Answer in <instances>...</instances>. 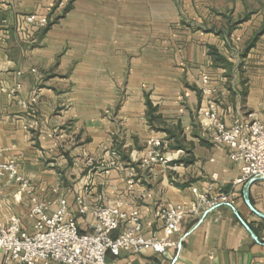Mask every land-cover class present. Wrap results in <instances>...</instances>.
I'll return each mask as SVG.
<instances>
[{"label":"crops","instance_id":"obj_1","mask_svg":"<svg viewBox=\"0 0 264 264\" xmlns=\"http://www.w3.org/2000/svg\"><path fill=\"white\" fill-rule=\"evenodd\" d=\"M54 1L0 0V165L13 161L31 192L1 178L0 223L18 217L31 232V197L49 213L64 200L78 231L89 234L94 208L120 204L125 213L138 212L144 238L161 239L156 212L181 206L186 215L164 253L122 252L117 264H264V222L244 203L246 196L264 214V183H234L239 165L203 130L200 90L206 75L227 125L264 124V33L243 54L264 16L225 37L223 23L214 31L199 25L207 16L188 0L186 19L195 27L179 26L169 0H71L44 30L26 25V15L43 18ZM209 47L233 67L215 66ZM147 102L156 110L151 122ZM31 106L36 123L25 129ZM151 138L167 143L179 160L140 167L136 160ZM112 150L120 170L105 173ZM79 197L86 203L83 216Z\"/></svg>","mask_w":264,"mask_h":264},{"label":"built area","instance_id":"obj_2","mask_svg":"<svg viewBox=\"0 0 264 264\" xmlns=\"http://www.w3.org/2000/svg\"><path fill=\"white\" fill-rule=\"evenodd\" d=\"M70 1L56 0L49 3L44 7L45 17L39 19L34 15H26L24 22L35 31H42L48 26L54 12L64 9ZM208 81L206 75H200V90L204 95L201 115L208 140L216 146L225 147L228 158L239 165L240 177L235 184L248 183L253 179L264 183V124L252 119L237 120L227 125L220 114L217 93L207 86ZM19 87L17 84L15 90ZM35 101L33 97L31 103ZM28 111L30 120L25 129L32 128L36 123L35 107H29ZM178 160L179 153L170 150L167 143L151 138L146 142L145 152L136 162L140 167L148 169L155 165L167 166ZM108 170H120L116 150L110 152L105 173ZM4 177L19 185L20 191L31 194L29 182L18 174L13 161L0 165V179ZM30 201L29 214L34 220L31 232L21 228L18 217H11L7 224L0 223L1 264H117L115 259L122 252L150 249L162 254L171 245L169 237L177 231L186 215L181 206L156 212L155 216L163 223L164 236L161 239L144 238L137 211L125 213L120 209V204L115 207L98 206L91 212L94 218L91 233L81 234L64 200L58 203L53 213H49L46 206L36 198L31 197ZM76 204L78 214L85 215V200L79 197ZM108 257L114 260L109 261Z\"/></svg>","mask_w":264,"mask_h":264},{"label":"rangeland","instance_id":"obj_3","mask_svg":"<svg viewBox=\"0 0 264 264\" xmlns=\"http://www.w3.org/2000/svg\"><path fill=\"white\" fill-rule=\"evenodd\" d=\"M177 6L179 17L181 22L179 26L191 25L193 27L196 24L187 21V12L184 7L185 0H169ZM187 5V4H186ZM188 6H190L195 13H200L203 16H207L208 22H203L199 25L203 28H214L217 23H223L225 25H234V23L240 22L245 18L258 19L264 16V0H188ZM184 21V22H183ZM242 23V22H241ZM219 25V24H218ZM170 29V27H168ZM164 29V27H163ZM233 47V46H232ZM242 52H239L240 55ZM238 62L236 61V64Z\"/></svg>","mask_w":264,"mask_h":264},{"label":"trees","instance_id":"obj_4","mask_svg":"<svg viewBox=\"0 0 264 264\" xmlns=\"http://www.w3.org/2000/svg\"><path fill=\"white\" fill-rule=\"evenodd\" d=\"M248 20V18H245L244 20L234 23V25H226V27L224 28L223 31H219V34L221 36H225V37H229L231 35V33L235 30L236 26L238 24H240L241 22H244ZM215 30V29H214ZM213 29H211V31H214ZM264 33V24L261 28V30L254 34L245 44L244 50H243V54H246L247 51L253 47V45L255 44V42L258 40V37ZM208 55L211 57L212 62L215 66H222L223 68H227V69H231L233 67V64L228 62L226 59H224L220 54H218V52L213 48V47H209V51H208ZM156 112V110L147 102V112H146V117L148 118V121L151 122L152 120H154L156 117H154V113ZM173 149H178L180 148V146L175 145L173 147H171Z\"/></svg>","mask_w":264,"mask_h":264},{"label":"water","instance_id":"obj_5","mask_svg":"<svg viewBox=\"0 0 264 264\" xmlns=\"http://www.w3.org/2000/svg\"><path fill=\"white\" fill-rule=\"evenodd\" d=\"M257 182V179H253L251 181L248 182V184H252ZM244 203L246 205V207L256 216L258 217L261 221L264 222V214L258 212L257 210H255L253 208V206L250 204L249 200L246 198H244ZM228 206L231 208V210L234 212L235 216L238 218V220L240 221V223L242 224V226L246 229V231L249 233L250 237L257 243H259V241L257 240L255 234L251 231V229L249 228V226L239 217V215L234 211V208L228 204Z\"/></svg>","mask_w":264,"mask_h":264}]
</instances>
